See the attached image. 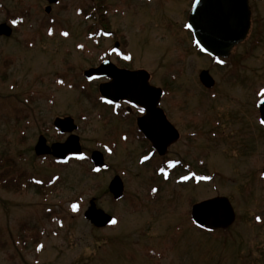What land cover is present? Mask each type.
<instances>
[{
	"label": "rangeland",
	"instance_id": "rangeland-1",
	"mask_svg": "<svg viewBox=\"0 0 264 264\" xmlns=\"http://www.w3.org/2000/svg\"><path fill=\"white\" fill-rule=\"evenodd\" d=\"M193 1L59 0L46 13L47 0H0V25L13 29L0 37V158L16 175L54 183L45 196L34 183L17 191L0 181V264H264V130L255 111L264 92V0H249V37L226 64L202 55L184 32ZM102 26L128 49L130 66L164 89V107L184 136H197L165 159L187 154L200 167L208 147L206 184L163 181L151 164H138L139 144L121 143L123 124L101 103L99 83L83 77L114 46L88 38ZM202 71L216 81L213 90L200 83ZM65 117L78 125L88 158L58 166L37 157L35 146L43 135L49 145L65 142L53 127ZM95 150L107 152L109 171L94 173ZM116 176L125 185L118 202L107 192ZM216 197L236 212L224 233L199 229L190 216L194 204ZM92 199L113 226L84 219Z\"/></svg>",
	"mask_w": 264,
	"mask_h": 264
},
{
	"label": "water",
	"instance_id": "water-1",
	"mask_svg": "<svg viewBox=\"0 0 264 264\" xmlns=\"http://www.w3.org/2000/svg\"><path fill=\"white\" fill-rule=\"evenodd\" d=\"M49 6L46 12H51L52 5L58 0H47ZM189 27L194 33L197 43L206 53L218 58H228L234 48L246 40L251 28V10L249 0H196L189 19ZM13 30L7 24L0 25V37H11ZM88 80L97 78H111L109 84L100 86V93L105 99L119 103L128 100L147 109L148 117L161 116L165 124L169 125L172 134L178 133L167 122L164 112L158 108L162 98V90L150 85V74L147 71L131 72L119 70L110 62L102 64L99 68L85 72ZM200 82L208 89L215 86L214 79L208 71L200 74ZM262 121H264V99L259 102ZM72 118L56 119L55 127L62 133L72 134L63 144H54L49 147L46 139L40 138L35 152L37 156H53L65 160L69 155H82L80 138L73 133L78 130ZM162 133V132H161ZM148 139L154 147L164 154L167 147L173 142H158L153 133L146 132ZM92 162L97 170L108 169L104 156L100 152L92 154ZM114 200L124 197L125 186L122 179L117 176L109 186ZM84 218L96 228H105L113 224V217L107 212L97 208L96 200L90 201V206ZM192 220L198 227L209 231H227L236 221L235 210L225 197H217L203 201L192 208Z\"/></svg>",
	"mask_w": 264,
	"mask_h": 264
},
{
	"label": "flooded vegetation",
	"instance_id": "flooded-vegetation-1",
	"mask_svg": "<svg viewBox=\"0 0 264 264\" xmlns=\"http://www.w3.org/2000/svg\"><path fill=\"white\" fill-rule=\"evenodd\" d=\"M193 3H191V9L188 13L187 21L183 25V30L186 34L190 35L191 41H193L195 48L200 53H202V51L199 49V47L196 45V43L194 41L193 33L188 28L189 15L191 13ZM92 17H93V15H92ZM105 18L109 19V15ZM104 25L107 26V24H104ZM251 27H252V19H251ZM250 31H251V29H250ZM102 34L105 37L114 39V40H112V42L114 41V46L111 47V49H109L107 51V53L101 58V62L99 63L98 66H100L103 62L110 61L119 70H129V71H139L142 69L146 70L143 67L142 68H132L130 66L132 63V58L130 56V53L126 47L123 46L121 48L120 42H118L116 40L115 32L108 30L107 28H103V26L99 29L96 28V30L93 33L89 32L90 36H96V35H102ZM248 37H249V35H248ZM239 45H237L234 48V50ZM234 50H232V52L228 58H214V57H211V56H209L207 54H203V53H202V55H206L207 57H210L215 61L226 64L227 62H229L230 57L234 53ZM125 57H128V59H126ZM98 66H94V67H98ZM150 75H151L150 84L152 85L153 77H152V74H150ZM199 79H200V75H199ZM95 82L99 83L98 87L100 89V85L102 83H110V82H112V79L106 78L103 80H94L91 83H95ZM152 86L156 87L154 85H152ZM204 89H206V88H204ZM206 90L211 91L208 89H206ZM163 92H164V94H163V97L160 101V105L158 108H160L164 112L167 122L174 128V130L177 131V133H178L177 140H175L176 136L169 134L171 132V128L169 127V125L165 124L162 117L161 116H154L153 118L148 117L147 109L144 108L143 106H139V105L134 104L128 100H125V101L123 100L122 102H120L118 104L108 103L107 101L102 100V99H100V101L102 104L104 103L106 106H108L110 108L113 118L117 119L115 121L117 123L121 122L123 124V129H122L120 137H119V138H122L121 143L127 144L128 142L131 141V142L139 144L140 145L139 148L140 149L143 148L144 152L146 151L145 153L143 152V154H141L139 159H137L138 164L140 166H143L146 164H151L152 166H150V167L152 168V170L154 169L155 175L158 178H161L163 181L174 180L176 182V184L187 185L191 181L193 182L195 180L200 184H206L210 180L209 176H208L209 175L208 174V168H205L206 161H207L208 154H209L208 153V147H207V149H203V148L201 149V155L199 156L200 162H201L200 167L198 165L193 166L192 162H188L187 161V158H188L187 154H183V157H178L179 155L177 156L175 154L174 158L165 159L167 156H170L172 154V151L175 148H177V146L180 145L185 138L192 141L193 139H197V136L195 134H192V132L187 134V137L184 136L183 131L180 128V125L179 124H178L179 126L177 125V120L175 119V117L174 116L171 117V115L167 112L166 108L164 107V96H166L164 89H163ZM99 93H100V91H99ZM263 99H264V95H260L257 102L255 103V111L257 110V113L259 116L257 118L258 119V121H257L258 126L264 130V123H261L262 118H261V113H260V108H259V104H260L259 102H261ZM202 123H203V121H202ZM53 127H54V123H53ZM54 129L57 131V133H59V135L65 137V141L70 137L69 134H63L60 130H57L55 127H54ZM146 132L153 133V138L158 139L157 141L159 143L160 142L166 143V141L168 142V141H172V140H173V142L167 147L166 152L164 154H161L160 151L158 149H156V147H154L151 140L148 139L149 137L146 134ZM43 136L39 137L38 142H39L40 138ZM111 137H113V135L109 136L110 140H108V141H110L111 145H114L115 142H117V141L111 140ZM46 141H47V139H46ZM57 143H64V142L58 141L54 144H57ZM37 144H36V146H37ZM46 144H48V141ZM54 144H50V145L48 144V145L52 146ZM36 146H35V148H36ZM95 151H97V150H95ZM95 151H93V152H95ZM92 153H91V155H92ZM106 153L107 152L104 153L105 154L104 155L105 160L107 158ZM145 157H147V159H145ZM39 158L43 159L45 161L46 159H48V158L51 159L52 157H50V156L45 157L44 156V157H39ZM189 158L192 160L191 152L189 154ZM73 159H75V157H69L66 160V162L67 161L71 162ZM154 159H156V161ZM54 161L57 162L56 160H54ZM109 170L110 169H108L106 171H109ZM106 171H100V173L106 172ZM260 178L264 182V163H263V167H262V170L260 173ZM206 200H210V199H206Z\"/></svg>",
	"mask_w": 264,
	"mask_h": 264
},
{
	"label": "trees",
	"instance_id": "trees-1",
	"mask_svg": "<svg viewBox=\"0 0 264 264\" xmlns=\"http://www.w3.org/2000/svg\"><path fill=\"white\" fill-rule=\"evenodd\" d=\"M98 10L103 11L102 7L98 6ZM13 19V18H12ZM13 22H18L20 23L19 20L13 19ZM22 22V21H21ZM9 161L3 157L0 158V170H4L2 173V175H0V181H2V185L4 187H9V189H17V191H24L25 188H28L29 186L33 185L35 187L40 188L43 192L45 196L51 193L52 189H53V181L51 183H44V182H37L33 177H24V176H19L16 175L17 173H14L11 171V166L8 163ZM21 228H24V225L20 226ZM41 236V234H40ZM39 235H37L36 238H34V241L37 240V238L40 237Z\"/></svg>",
	"mask_w": 264,
	"mask_h": 264
},
{
	"label": "snow or ice",
	"instance_id": "snow-or-ice-1",
	"mask_svg": "<svg viewBox=\"0 0 264 264\" xmlns=\"http://www.w3.org/2000/svg\"><path fill=\"white\" fill-rule=\"evenodd\" d=\"M64 35H68V34L64 33ZM125 58L128 59V57H125ZM261 95H264V92H262ZM108 103H111V101H108ZM261 123H264V121H261ZM80 158L82 159L83 157H80ZM145 159H147V157H145ZM37 182H39V181H37ZM153 191H155V190H153ZM72 208H73L74 211H76L77 210V205H72ZM257 219L259 221V218H257ZM113 223H116V221H113Z\"/></svg>",
	"mask_w": 264,
	"mask_h": 264
}]
</instances>
